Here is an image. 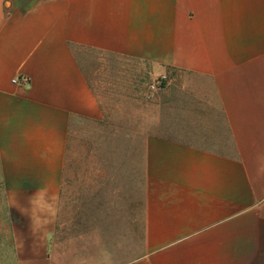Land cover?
Wrapping results in <instances>:
<instances>
[{
    "label": "crops",
    "instance_id": "0c3cea01",
    "mask_svg": "<svg viewBox=\"0 0 264 264\" xmlns=\"http://www.w3.org/2000/svg\"><path fill=\"white\" fill-rule=\"evenodd\" d=\"M107 57L168 81L131 98L146 132L113 137L139 143L113 157L146 175L141 246L121 198L64 192L75 127L107 117ZM0 174L58 197L36 231L13 220L32 196L1 201L0 264H264V0H0Z\"/></svg>",
    "mask_w": 264,
    "mask_h": 264
},
{
    "label": "rangeland",
    "instance_id": "374dc122",
    "mask_svg": "<svg viewBox=\"0 0 264 264\" xmlns=\"http://www.w3.org/2000/svg\"><path fill=\"white\" fill-rule=\"evenodd\" d=\"M106 73V99L108 107L107 117L105 120H101L100 122L75 127V134L72 137L73 142L70 143L67 163L72 165L71 167L77 166L79 169H84L85 173L65 174V180L71 183V186H65L64 192L71 193V196L75 198H121L122 200H120L123 202V215L138 216L137 222L124 221L123 229H131L133 226V230L136 229L138 231V242L141 246L144 236L143 216L146 175L141 173V165H139V171L136 172L138 167L131 166L130 161L127 163L125 161L126 159H124L122 167L115 166L113 157V152L116 149L124 150L125 148L123 147H126V145H139V143L115 141L113 137L114 135H125L131 133L140 134L146 132L145 125L136 126L131 124L134 117L139 116L137 114H139L138 112H140L143 108L146 100H140L139 103H137L132 101L131 98L137 97L135 96L137 92L141 93L147 91L148 94L146 98L150 100L149 97H151V95L148 96L151 90L150 85L157 79H161V77L152 75L150 73V67L146 63L117 58L115 59L112 57H107ZM98 74L99 76L102 75V63L100 64ZM166 85H168V81L165 79L162 88ZM160 89L156 92L160 91ZM153 98L154 95L151 100ZM149 104L151 103L149 102ZM149 113L152 118H155L164 116L166 111L162 112L154 108V110H151ZM145 114L146 110H144V116ZM127 150L129 151L130 148ZM128 154L130 156V152H128ZM133 154L135 155L134 152ZM137 154L139 155L140 152ZM5 179L6 175L0 174V230L4 229V224H10L7 216L5 222L1 201L6 198H25L34 195V191L32 190L12 192L6 191V187L4 185ZM82 183H85V186H83ZM97 184L102 185L100 192L99 190L93 189V187H95L93 185ZM114 185H117L116 190H114ZM119 186L122 188L119 189ZM83 193L84 195L82 196ZM63 197H66V194H64ZM21 208L28 209V214H23L20 211ZM64 208H66V206ZM8 209L9 206L6 205V215L9 213ZM12 209L15 224L17 227L23 226L24 230H26V216L31 214L30 207L12 206ZM25 241L26 245H29L30 242L34 241V238H28ZM2 243H5L6 246L7 260L11 259L12 261L10 248L13 244L15 245V241L11 238H0V246H2Z\"/></svg>",
    "mask_w": 264,
    "mask_h": 264
},
{
    "label": "clouds",
    "instance_id": "9594fccd",
    "mask_svg": "<svg viewBox=\"0 0 264 264\" xmlns=\"http://www.w3.org/2000/svg\"><path fill=\"white\" fill-rule=\"evenodd\" d=\"M58 197L54 194L48 197L47 189L38 190L32 197L29 198V205L31 209V220L33 222V230L36 231L42 226L43 223H47V220L41 221V216L55 217L58 211L57 208ZM14 206H18L15 200L12 201ZM20 211L23 214H28V209L21 208Z\"/></svg>",
    "mask_w": 264,
    "mask_h": 264
},
{
    "label": "built area",
    "instance_id": "2783aa9c",
    "mask_svg": "<svg viewBox=\"0 0 264 264\" xmlns=\"http://www.w3.org/2000/svg\"><path fill=\"white\" fill-rule=\"evenodd\" d=\"M19 81H22L23 83L26 82V79H19V78H16L13 80L14 83H18ZM164 85V79H157L155 81V83H153L151 86H150V89L152 91H157L159 90L160 88H162V86Z\"/></svg>",
    "mask_w": 264,
    "mask_h": 264
}]
</instances>
